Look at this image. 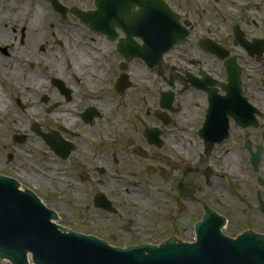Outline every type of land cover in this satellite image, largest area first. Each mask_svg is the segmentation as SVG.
<instances>
[{
	"label": "flooded vegetation",
	"instance_id": "af4514ba",
	"mask_svg": "<svg viewBox=\"0 0 264 264\" xmlns=\"http://www.w3.org/2000/svg\"><path fill=\"white\" fill-rule=\"evenodd\" d=\"M163 1L186 41L152 64L126 0H0V177L72 179L63 225L119 249L207 210L264 237V0Z\"/></svg>",
	"mask_w": 264,
	"mask_h": 264
},
{
	"label": "water",
	"instance_id": "95a60500",
	"mask_svg": "<svg viewBox=\"0 0 264 264\" xmlns=\"http://www.w3.org/2000/svg\"><path fill=\"white\" fill-rule=\"evenodd\" d=\"M153 3L144 0L138 4L146 15L152 62L158 63L168 50L184 40L182 36L157 38L153 30L158 18ZM161 10L165 14L163 24L167 25L168 17L176 23L172 14H166L170 13L167 6ZM18 187L16 181L0 178V257L13 264H27L28 253L35 264H264V241L260 237L253 233L238 239L228 237L221 232L222 219L212 213L207 212L197 225L196 244L176 246L169 241L160 247L122 251L94 238L66 232L52 222L57 219L54 211L32 192L20 191Z\"/></svg>",
	"mask_w": 264,
	"mask_h": 264
},
{
	"label": "rangeland",
	"instance_id": "374dc122",
	"mask_svg": "<svg viewBox=\"0 0 264 264\" xmlns=\"http://www.w3.org/2000/svg\"><path fill=\"white\" fill-rule=\"evenodd\" d=\"M40 178L43 179L41 184L30 185L29 187L39 194L46 206L57 210L59 206L64 205L66 208L63 209L66 210V214H69L70 211L71 215L73 216V218L75 217L76 221H78L79 216L90 215L94 213L93 210L90 211V213L81 211L79 210L80 208L76 206L79 198L85 200L84 202H87V199L85 195L76 193L79 184L76 185L72 179H55V177L50 178V176L47 179H44L41 176ZM46 192H49V194ZM59 209L62 210V208ZM63 216L64 213L61 212L60 223L63 222Z\"/></svg>",
	"mask_w": 264,
	"mask_h": 264
}]
</instances>
